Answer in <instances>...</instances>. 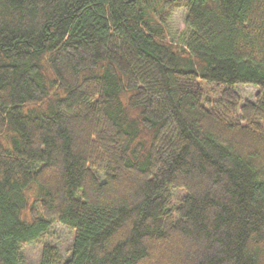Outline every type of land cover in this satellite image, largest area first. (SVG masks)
Wrapping results in <instances>:
<instances>
[{
  "label": "trees",
  "instance_id": "trees-1",
  "mask_svg": "<svg viewBox=\"0 0 264 264\" xmlns=\"http://www.w3.org/2000/svg\"><path fill=\"white\" fill-rule=\"evenodd\" d=\"M54 224L38 264H264V0H0V264Z\"/></svg>",
  "mask_w": 264,
  "mask_h": 264
},
{
  "label": "rangeland",
  "instance_id": "rangeland-1",
  "mask_svg": "<svg viewBox=\"0 0 264 264\" xmlns=\"http://www.w3.org/2000/svg\"><path fill=\"white\" fill-rule=\"evenodd\" d=\"M180 13L174 14L171 21L172 32H176L182 28V18ZM210 86H205V89L209 90ZM235 91L240 97L241 101L249 100L254 101L255 94L257 93V88L253 86H236ZM49 238L44 239L41 244L38 243H29L22 248L24 264H37L40 260L41 249L44 243L55 246L58 250V253L62 260H65L68 257V252L66 253L71 240L72 232L66 227L54 224L50 230ZM50 239V240H49Z\"/></svg>",
  "mask_w": 264,
  "mask_h": 264
}]
</instances>
